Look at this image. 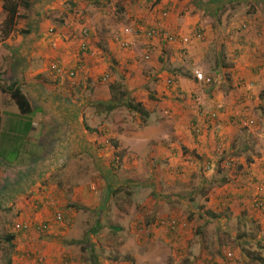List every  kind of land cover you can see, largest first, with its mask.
<instances>
[{
  "label": "rangeland",
  "instance_id": "1",
  "mask_svg": "<svg viewBox=\"0 0 264 264\" xmlns=\"http://www.w3.org/2000/svg\"><path fill=\"white\" fill-rule=\"evenodd\" d=\"M57 1L62 7V12L55 17H62V14H66L67 17L70 16L71 18L66 21L71 28L77 29L79 26L82 29L86 27L89 31L87 41L92 53L81 52L82 61H84V57H86L87 62L99 59L100 64L110 66L111 70L109 69L107 72L100 70L102 71L100 83L109 87L113 82L120 81L126 87V97L134 103H140L145 111L150 109V105H153L155 108L150 110V113L154 112L157 118L150 120L152 122L150 123L147 117H142L141 113L135 109H129L124 104H119L111 110L107 109L105 104L100 103L96 97L91 84L85 81L80 87V95L83 99L79 101L84 103V107H82L83 118L87 119L85 122L90 130L87 131L86 148L83 149V152H76V149L73 148L72 154L74 156L70 157L66 153L64 154L66 159L58 163L59 157L47 159L44 156L45 149L43 147L30 148L28 150L33 152L32 156L40 155L38 160L25 161L18 167L21 162L22 149L15 147L14 144H10L9 149L0 147V158H3L2 160L5 162H0V264H49L48 262L59 264L55 258L57 252L60 254L59 258L68 259L71 264H93V256L90 257L89 254H86L87 249H90L88 244L80 242L86 236L91 241L96 242L99 253H102L100 264H195L198 260H201L200 264H209L208 262L213 257H210V254H214L215 257H217L216 254H221L220 256L223 258L227 256L235 264H264L258 260V257H264V219L262 224L249 223L250 226L241 228L237 223H234L235 220L231 224L230 220L226 219L225 212H217L215 204H210L209 201L212 196L210 195L212 194L209 190L210 187L222 186L217 183L223 182L224 175H226L227 180L237 174L240 162L236 160L234 153L239 156V160L242 159V153H239L240 147L246 146L245 151V148L241 150L245 157H249V151L260 152L258 143L264 147L262 143L264 141V81L259 79V82L256 83L258 92L254 98H250L253 104L248 106L252 108L251 116L255 119L254 136L253 132L240 131L237 123H234L230 118L227 121L228 130L232 132L230 143L233 145V148L231 147L233 151L230 152L233 154L225 153L228 150L225 137L222 142L217 141L216 135L213 137V133L208 131L207 128L210 129L209 126L212 125L213 121H205L198 112L199 109L208 112L205 101L208 100L207 95L212 89L211 87L209 89L210 85L197 83L199 88L196 91V96L192 94L193 89L189 90L188 97L183 98V102H179L182 107L177 110V114L179 118L186 116L190 127L193 117L197 115L201 127L195 129L192 138L186 139L187 145L183 146L182 154H175L172 160L168 155H166V160L161 159L163 157L159 153L160 145L155 139L161 136L162 132L168 134L174 130L175 120L173 119L171 122L173 125H170L168 119H172L171 116L175 114H172L170 109L154 103L148 96L146 97V94H143L144 90L151 89L149 84L143 85L142 82L141 85L137 84L135 88L133 77H127V73L121 72L119 74L118 68L112 62L114 61L113 57L108 56L109 53H112L111 47L114 37L122 32L129 36L128 42L125 41L127 45L123 46L126 48L125 50H128L127 47L133 46L138 51L141 43L135 47L138 42L133 40L131 42L129 38L131 35L135 37L140 35L138 29L143 32L149 24L148 19L154 22L151 26L164 30V27L160 26L157 21L163 12L161 11L162 8L160 7V9L158 4V6L154 5V0H96L94 2L88 0L87 5H85L87 0H84L85 2L82 4L79 3L81 8L79 12H70L68 9H72V7L67 2L68 0ZM209 1L211 0H198L197 3L202 4L201 13L210 14L208 7L214 5H209ZM252 3L246 0L241 7L242 11L236 12L231 11L230 6L227 5L222 11L220 19L211 21L213 24L212 33L208 37L207 29H205L203 39L199 40L202 47L212 42L203 59L204 63L212 65L211 63L216 58L217 44L224 46L222 41L225 38L221 33L232 39L233 36L240 35L242 29L247 27V23L241 25L234 23V32H232L230 24L235 21L236 17L225 21L224 19L228 14L247 15L253 14L254 11L264 14L263 4L255 5ZM198 4L197 7L199 8ZM231 5L236 6V3L232 2ZM254 25L251 23L248 27L251 28ZM195 27H204V25L200 22ZM48 32H50V28ZM95 32L97 35L94 34ZM190 33H193L191 29L187 31V34ZM260 38L264 37H259L261 45L262 40ZM81 41L82 38L78 41L77 46L73 42V46H75L73 48L78 49ZM123 41L124 39L120 40V42ZM116 46L118 47L117 44ZM186 53L188 54V50ZM144 54H148L149 58L143 59ZM142 56L143 61L151 63L149 69L152 73L158 65L161 69L166 64H170L167 63L168 61L164 63V58L160 60L155 54H149L148 51L142 53ZM55 59H58L57 56ZM182 59L184 60L183 57ZM122 61L124 64H138L129 59ZM112 63L115 69L111 68ZM123 63L120 66L124 65ZM203 69H201L203 72H209L212 77L215 75L213 74L215 69L208 68L209 71L207 68ZM261 72L264 74L262 67ZM104 73L108 75L106 79L103 78ZM169 77L175 79L168 76L164 80L165 85ZM96 82L99 80L97 79ZM213 82L212 84L216 83ZM228 84L229 88L227 89H223L224 84H221L217 93L224 92L223 95H228L226 91L234 90V85ZM73 91L76 92V88ZM14 101L16 102L15 99ZM32 101L33 104H38L36 99H32ZM15 102H12V105L18 107ZM66 102L67 100L63 104L62 101L61 109H56L59 112L57 115L60 114L61 118L63 113L67 115L66 111L75 110L74 107L68 109L69 106H65ZM40 106L42 105L40 104ZM43 110L51 112L53 109L45 105ZM52 115L53 118L47 114L41 116L45 123L42 126V133L36 134V137L43 135L46 136L47 140L54 139L56 146H60L59 149L63 153V150L70 144L71 132H68L65 124L59 121L50 122V119H56L55 112ZM27 116L26 112H21L18 117L11 116L9 121L17 123L24 117L27 119ZM48 119L50 121H47ZM214 123L216 122L214 121ZM90 124L91 126H89ZM162 127L165 130L159 133ZM133 129L137 131L138 129H146V131L148 129L146 134L151 136L158 134L155 138L148 136L156 143L152 144L150 149L146 148L145 145L141 150L136 141L132 142L135 146L124 147L119 139L126 142L137 138L136 135L139 134ZM19 132L20 130L16 134L18 135ZM1 135L4 139L0 145L6 143L5 133ZM164 138H168V136ZM93 141L95 143L100 142L94 145V152L89 146ZM14 142L16 146L20 145L18 140ZM101 142L104 143L103 146L100 145ZM203 143H205V150H203ZM69 148L71 147H68V150H70ZM144 148L145 153L141 154L142 151L144 152ZM146 149L149 150L147 155ZM115 153L122 155L119 156L120 160H113L114 157H118L114 155ZM178 158L181 159L180 164L177 162ZM228 161H232V164L229 165ZM249 171L250 169L245 167L242 173L249 174ZM262 173L264 175V171ZM247 174L244 175L245 178H247ZM261 182V187L264 189V178ZM129 183L131 185L138 183L146 185L150 196H147L140 204L132 202V198L126 194V191H129L126 184ZM56 187L62 190V194H60L57 202L52 198L55 205L49 204L50 206L46 207L45 211H39L38 203L35 202L39 198L33 195L37 194L43 198L45 194L48 195L49 192H53ZM87 194L91 195L87 196ZM31 197L35 205L34 208L28 206ZM262 197H264V192ZM70 202L78 203L80 207L78 209L70 207ZM111 203H115L118 208L110 207ZM222 205H219L220 208ZM207 207H214L216 210L214 212L218 215L210 217L205 212L203 217L200 216L199 211L207 209ZM56 214L65 217V224H63L65 232H60L61 228L58 231L61 226L56 224L49 230L60 232L59 237L48 236L49 239L43 238V235L33 227V222L35 219L37 221L50 219ZM119 217L123 219L121 220ZM171 218L179 223L176 229H168L165 224L160 222L161 220L168 221ZM9 222H15L14 225H26L24 227L26 230L28 228L27 232L15 233L13 247L9 246L3 237L6 231L8 232L13 228ZM93 225L99 226V232L97 235L89 236L88 230ZM14 229L16 230L15 227ZM70 240L72 242L68 243ZM228 253L231 255L229 256ZM251 254L253 259L250 258ZM226 264L229 263L226 262Z\"/></svg>",
  "mask_w": 264,
  "mask_h": 264
},
{
  "label": "crops",
  "instance_id": "2",
  "mask_svg": "<svg viewBox=\"0 0 264 264\" xmlns=\"http://www.w3.org/2000/svg\"><path fill=\"white\" fill-rule=\"evenodd\" d=\"M34 1L35 0H31V3H35ZM94 1L96 0H93V2ZM245 1L246 0H211L208 4L214 6L208 7L210 8V14L207 15L200 12L202 4H198V0H160L158 2L154 0V2H157L159 5V8L161 7L163 9L161 11H166L167 13V15L157 18L158 24L163 26L164 30L178 34H187V31L190 29L193 30L195 25H198L201 22V24L204 25V32L205 29H207L208 37L212 33L211 27L213 24L211 21L213 19H220L221 13L227 5L230 6L231 11L233 12L242 11L241 7ZM247 1L253 2L252 4L255 5H264V0ZM67 2L70 3L72 7V9H68L70 12H79V10H81L79 3L82 4L85 1L68 0ZM232 2H235L236 6L231 5ZM88 3L89 1L87 0L85 5ZM197 4L200 9L197 7ZM2 6L3 4H0V142L4 139L1 134L5 133L6 143L0 145V147L2 149H9L10 144H14L15 147L22 149L23 153L19 151L22 156L18 167L25 161L30 162L32 160H38L40 155L32 156L33 152L28 150L35 147H43L45 149L44 156L47 157V159L50 157H54L55 159L59 157L57 162L60 163L66 159L64 154L67 153L70 157L74 156V154H72L73 148L76 149V152H83L85 150L84 148H86L87 131L90 129L85 122L87 119L83 118L82 107H84V103L79 101L83 99L80 95L81 84L88 81V83L91 84L96 97L100 100V103L105 104L106 108L107 105H109L108 103L113 102L109 100L111 98L110 88L108 86H103L100 83V74L103 70L107 72V70L110 69V66L103 63L100 64L99 59L87 62L86 57L84 56V61H82L83 58L81 57L82 54L80 49L73 48L78 45V41L82 38V29L79 26L77 29L71 28L68 22H66L71 18L70 16L67 17L66 14H62V17H55L62 12V7L59 6L57 0H51L49 4L41 8L38 17L36 14H33V12H29L28 9V11H26L21 8V13L26 14V16L17 18L16 24L13 28L7 23L8 15ZM230 19H235V21L230 24L232 32H234V23H240L239 25L247 23V29L245 30V28H243V33L241 32L240 35L233 36L232 39H229L228 35L225 36L224 33H221L225 38L222 41L224 46L222 47L217 44L218 46L215 49L216 58L213 63H211L212 65L203 62L212 42H209V45H204L202 47L200 41L195 40L192 37L189 45H187V48L189 47L188 56L184 57L180 52L182 46L180 42L169 43L158 37L148 38L142 34V31L139 29L138 33H140V35L136 37H139L140 39H136L134 35L130 36L131 39L129 38L131 42H138L135 47H138L139 43H141L138 51L135 50L133 46L130 48L127 47L128 50H125L126 48L121 45L120 40L124 39V41L128 42L127 38L129 37L123 34V32L114 37L113 45L111 47L112 53H109L108 57H113L114 61L112 62L115 64L116 68H118L119 74L121 72L123 74L127 73V77H133L135 88L137 87V84L141 85L142 82L144 83L143 85L149 84L151 89L148 91L144 90L145 92H143V94H146V97L148 96L154 101V103H158L161 107L168 108V110L170 109L172 111L171 113L175 114L171 116L172 119H168L170 125H173L171 122H173V119L175 120L173 125L174 130H171L168 134L162 132L165 130L163 127L159 130V133L162 132V135L159 137H157L158 134L155 136L146 134L150 127L147 131L146 129H138V131L133 129V131H136V133L139 134L136 135L137 138L126 142L119 139V142L122 143L124 147H131V145L135 146L132 142L136 141L138 142L137 146H140V149L145 145L146 148L150 149L152 148V144L156 143L153 139L148 137L150 136L152 138L157 137L155 140L160 145L159 153L162 154L163 157L161 159L166 160V155H168L172 160L174 159L175 154H182L183 146L187 145V143H185L186 139L193 137L195 129L192 127V121L190 123L191 127L188 125V119H186V116L185 118L178 117L177 110L182 107V104H179V102H183V98L188 97L189 90L193 89L195 84L198 85L196 80L193 79V71H191L193 68L197 67L200 69H215L213 70V74H215L213 76V81L216 83L209 86V89L211 87L212 91L207 95L208 100L205 101V107L207 108L206 111H218V119L215 121L216 123H214V121L212 122V125L209 126L210 129H207L213 133V137L214 135L217 137L218 135L223 134L226 138V148L228 149L225 153L233 154L230 152L233 151V149H231V147L233 148V145L230 143L232 132L231 130H228L227 121L230 118V120H233L235 123L234 116L237 118L240 114L252 115V108L248 107L250 104H253V101L250 100V98H254V95L258 92L256 86V83L259 82L258 80L262 79L264 81V77H262L264 74L261 72V67L264 71V38H260V40H262L261 45L259 42V37H264V14L257 11H254L253 14H240L238 16L237 14H228L224 20L227 21ZM148 22V25L154 24L151 19H148ZM251 23H254L255 25L250 28L248 25ZM47 26H51L49 27L50 32H48L49 28ZM90 34H92L91 31ZM94 34L97 35L96 32ZM118 37H120L119 40H117ZM73 42L75 43V46H73ZM147 51L149 54H155L160 60H163L164 58L163 62L165 63L168 61L167 63L170 64H166V66L161 69L160 65H158L154 69V73H152L149 69L151 63L142 60V53ZM56 56L60 65L65 69L69 70L76 66L81 67V69L74 77H69L66 72L61 75L56 74L50 69V64L52 61L56 60ZM102 57H105V55H102ZM119 57L123 58L119 59ZM182 57L187 61H184ZM128 59L132 60L131 62H137L138 64H124L122 60L128 61ZM113 63L111 68L115 69ZM122 63L124 65L120 66ZM206 73L209 74V72ZM168 76H172L176 79L175 86L168 87L165 85L164 80ZM97 79L99 82H96ZM160 82L161 85L159 86ZM227 83H230L232 86L234 85V90H231V92L225 90L228 95H223L224 92L222 90L223 93H217L221 84H224L222 86L223 89L229 88V84L227 85ZM74 86L76 92L73 91L75 89ZM16 89L20 90L21 93L27 97L31 109L29 113L26 112V116L28 115L27 119L24 117L20 119L19 122L17 121V123H14L9 121V118L11 116L18 117L21 113V111L18 110V107L12 105V102H15L12 97V91ZM31 94L32 96L30 97ZM74 96L75 98L73 99ZM32 99H36L38 104H33ZM66 100V103L69 102V104L65 103V106H69L68 109L74 107L75 110L66 111L67 115L63 113L61 118L60 114L57 115V113H59L57 110L61 109V102L63 101L64 104V101ZM40 104L42 106H40ZM45 105L46 107L53 109V112H45L43 110ZM149 107L150 109L147 110V112L150 113V110H153L155 107L153 105H150ZM54 112L56 115V121L54 119H50L51 121L48 119L47 121H54L53 123L59 121L62 124H65L68 132H71V138L69 140L70 144L63 150V153L61 152L62 150L59 149L60 146H56L54 139L47 140L46 136L44 137L43 135H38L36 137V134L42 133V126L45 123L41 116L47 114L53 118L54 116L52 113ZM69 113H71L70 116H68ZM150 114L155 113L152 112ZM153 118V116L147 115L148 121ZM27 122H29L31 126L26 132L24 128L25 123ZM150 123L152 122L150 121ZM89 126H91V124ZM19 130L22 135H24L23 132H25L26 135L22 136L19 133L17 135L16 132ZM251 132H253L254 136L255 131L252 129ZM165 136H168V138H164ZM209 137L211 139V136ZM15 140H18L20 143L19 146H16L14 142ZM95 140L96 139H94V141ZM94 141L93 143L91 142L92 144H89L92 150L94 145L100 143H95L96 141ZM262 143L264 144V141H262ZM36 144L38 145L36 146ZM202 145H204L203 150H205V143ZM257 146L260 152L255 153L249 151V157H245L244 152L241 151L244 148L245 151L246 146L243 145L240 147L239 153H242V159L239 160V156L234 153L236 160L240 162L241 165V168L237 170V174L234 176L230 175L231 177L227 180L226 175H224L223 182L217 183L222 186L214 185L209 188L210 193H212L210 194L212 196L209 199L211 202L210 204L214 203L217 212H225L226 219L230 220L229 222L231 224L235 220L234 223H237L241 228L245 226L248 227L251 223H256L257 225L262 224L264 219V214L261 213L260 210L253 208L250 204V199L254 195L256 186L261 185L262 178H264L262 173L264 171V147L259 143ZM56 147L59 150L56 149L58 154L55 150ZM68 147H71L69 148L70 150H68ZM148 149H146V155L149 152ZM95 152H98V150H95ZM144 153L145 148L144 152L142 151L141 154ZM178 159L177 162L180 164L181 159ZM48 163L50 162L48 161ZM245 167L250 169L249 174L242 173V170H245ZM245 174H247V178L244 177ZM262 191L264 192V189ZM60 194H62V190L56 187L53 192H49L48 195L45 194L43 198L39 197L37 194L33 196L39 198L35 202L38 203L37 208L42 212L45 211L46 207L50 206L49 204L55 205L52 198L57 202ZM90 195L87 194V196ZM224 202H226V204H224ZM221 204L223 205L220 208L219 205ZM28 206L30 208L35 207L32 197ZM111 206H113V208H118L115 203H111L110 207ZM214 211H216L214 207H207V209L205 208L199 212L201 215L207 212L210 217H215L218 214ZM119 219L122 220L123 218L119 217ZM59 225L61 226L60 228H64L62 223ZM210 255V257H213L212 260L208 262L209 264H226V262L229 264H235V262L230 261L227 256L223 258L220 256L221 254H216L217 257H215L214 254ZM250 258L253 259L252 254ZM260 258L262 257L260 256ZM200 262L201 260H198L195 264H200Z\"/></svg>",
  "mask_w": 264,
  "mask_h": 264
},
{
  "label": "trees",
  "instance_id": "3",
  "mask_svg": "<svg viewBox=\"0 0 264 264\" xmlns=\"http://www.w3.org/2000/svg\"><path fill=\"white\" fill-rule=\"evenodd\" d=\"M157 2L160 1V0H156ZM35 3H31V0H4L3 1V8L4 10H6L7 12V23L10 24L12 26V28L14 27V25L16 24V20L17 18H22V17H25L26 14H22L20 9L23 8L24 10L28 11L29 12H33V14H36L37 17L38 15L40 14V9L43 8L44 6H46L47 4H49L51 2V0H35L34 1ZM157 2H154L156 6L157 5ZM28 9V10H27ZM163 10V9H162ZM161 16V15H160ZM247 26V24H246ZM154 28L153 26L151 25H147L146 29L142 32V34L146 31V30H150ZM247 27H245L246 29ZM83 29V28H82ZM89 33V31H88ZM81 37H82V33H81ZM82 52V51H80ZM61 67H63L62 65H60ZM77 67V66H76ZM76 67L74 68H70V69H76ZM64 68V67H63ZM67 70V69H66ZM57 74V73H56ZM58 75H61V74H58ZM192 75H193V72H192ZM209 76V75H208ZM74 77V76H73ZM103 77V76H102ZM104 78V77H103ZM106 79V78H104ZM193 79L195 80L194 78V75H193ZM101 80V79H100ZM173 83L170 84V85H167L168 87H171V86H175V80L176 79H173ZM109 88H110V93H111V101L113 102H110L108 103L109 105H107V108L108 109H113L115 107H117L119 104H124L126 107H128L129 109H135L136 111H138L139 113H141L142 117H147V115L149 116H153L154 118L153 119H156L157 116L155 114H150L149 112L145 111L141 104L140 103H134L132 100H130L129 98L126 97L127 95V92H126V87H124V85L120 82V81H115L113 82L112 84L109 85ZM198 85H194L193 86V92L192 94L194 96H196V91H198ZM12 97L16 100V103L18 105V108L20 109V111L22 113L24 112H30V109H31V105L29 103V100L27 99V97H25L24 94L21 93L20 90L16 89V90H13L12 91ZM212 111V110H211ZM218 112V111H217ZM235 118V116H234ZM193 121V128L196 129L198 127H201V123L199 124V120H198V116L196 115V117H193L192 119ZM206 121V120H205ZM30 123L27 122L25 123V131L27 132V130L30 129ZM20 135H22L20 132H19ZM24 135L22 136H25L26 133L23 132ZM1 154V153H0ZM114 155L118 156V157H114L113 160H120L119 159V156H122V155H119L117 153H115ZM3 158H0V161L2 163H5L4 160H2ZM238 168H241V165L238 166ZM129 191H126V194L132 198V202L136 203V204H140L143 202V200L146 199L147 196H150V193H148L149 189L146 185H142L140 183L138 184H132L129 183V184H126ZM254 197V195H253ZM252 197V198H253ZM252 198L250 199V204H251V200ZM70 207H74L75 209H78L80 206L78 205V203H74V202H70L69 203ZM252 206V204H251ZM62 215H59V214H56L55 217H52L50 219H44L42 221H37V219H35V221L33 222L34 224V228L38 231V233L42 234L41 236L43 238H48V236H58L60 235V232H65V228H61V231H60V227L58 229V231L60 232H53L51 230H49L50 228L53 227V225H59L60 223L65 224V217H61ZM200 216L203 217V214ZM10 223V222H9ZM15 222H11L10 225H12V229L9 230L8 232L6 231L5 235L3 236L5 239L6 242H8L9 246L13 247V240L16 236V232H24V231H28V228L27 230L24 228L26 225H21V226H18L17 224L14 225ZM14 227L16 228V230L14 229ZM89 231V236L90 235H97L98 232H99V226H92L90 227V229L88 230ZM95 237V236H94ZM89 237L86 236L83 240H81L80 242L83 244L84 242L86 243V245L88 244L89 248L90 249H87L86 251V254H89V256H93V264H100V258H102V253L100 252L99 253V249L96 247L97 244L96 242H93L90 240L89 242ZM72 242V240H70L68 243ZM84 247V246H83ZM64 254V253H63ZM60 257V254L57 252V255L55 256L56 260L59 262V264H71V261H68V259H64V258H59ZM259 261L264 263V257L260 258L258 257ZM50 264V262H48Z\"/></svg>",
  "mask_w": 264,
  "mask_h": 264
},
{
  "label": "built area",
  "instance_id": "4",
  "mask_svg": "<svg viewBox=\"0 0 264 264\" xmlns=\"http://www.w3.org/2000/svg\"><path fill=\"white\" fill-rule=\"evenodd\" d=\"M3 1L4 0H0V4H2ZM164 15H167L166 11H163L161 13V16H164ZM192 31L193 33H190V34H178V33L169 32L167 30L154 27L150 30H146L143 34L148 38L160 37L163 41L169 42V43L180 42L182 44L181 55L186 57L187 56V53H186L187 44L190 43L191 38L193 37V39L195 40L203 39V34H204L203 27H195ZM81 33H82V41L80 42L79 49L80 51H82V53H91L89 46H88L89 42L87 41V37L89 36L88 29L84 27ZM121 45L126 46L127 43L123 41L121 42ZM143 58L145 60L148 59L149 58L148 54H144ZM50 69L57 74H63L66 72L69 77H73L81 69V67L77 66L76 69L66 70L65 68L60 66V62L58 60H54L50 64ZM193 75L196 81L200 85H210L213 82V77L211 75L209 76L206 75L201 69H194ZM107 77L108 75L105 74L104 78H107ZM172 83H173V79L169 77L166 81V84L170 85ZM198 112L202 115V117L206 121H216L218 119V112L216 110L205 112L202 109H199ZM234 120H235V123H237V125L239 126L240 131L245 130L247 132H251L255 125V119L252 116L246 115V114H240V116L238 115L237 118L235 116ZM216 138H217V141L222 142V140L224 139V136L218 135ZM101 145L103 146L104 143L101 142ZM228 164L231 165L232 161H228ZM262 190L263 189L261 185L260 186L258 185L255 188V193H254V197L252 198L251 204L253 208L260 210V212L264 214V199L262 197ZM160 222L161 224H165L166 228L168 229H176L179 225V223H177L174 218H171L168 221L161 220ZM228 255L230 256L231 254L228 253Z\"/></svg>",
  "mask_w": 264,
  "mask_h": 264
},
{
  "label": "clouds",
  "instance_id": "5",
  "mask_svg": "<svg viewBox=\"0 0 264 264\" xmlns=\"http://www.w3.org/2000/svg\"><path fill=\"white\" fill-rule=\"evenodd\" d=\"M181 50H182V49H181ZM187 50H188V48H187ZM186 57H187V56H186ZM195 69H197V68H195ZM193 71H194V69H193ZM206 75H210V74H206ZM211 76H212V75H211ZM195 80H196V79H195ZM213 80H214V79H213ZM196 83H198V82L196 81ZM212 83H213V82H212ZM212 83H211V84H212ZM198 84H199V83H198ZM211 84H210V85H211ZM257 186H258V185H257ZM257 186H256V187H257ZM254 193H255V192H254ZM262 193H263V191H262ZM263 199H264V197H263ZM251 203H252V200H251ZM54 217H55V216H54Z\"/></svg>",
  "mask_w": 264,
  "mask_h": 264
}]
</instances>
